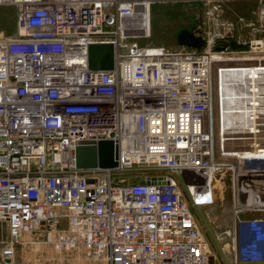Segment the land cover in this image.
Returning a JSON list of instances; mask_svg holds the SVG:
<instances>
[{
	"label": "built area",
	"instance_id": "built-area-1",
	"mask_svg": "<svg viewBox=\"0 0 264 264\" xmlns=\"http://www.w3.org/2000/svg\"><path fill=\"white\" fill-rule=\"evenodd\" d=\"M149 1L18 3L15 34L0 35V264H16L22 242L52 245L65 264H207L194 206L214 201L226 171L236 258L264 261V219L238 215L264 210L248 202L249 184L264 191V155L216 159L212 64L223 34L202 31L199 48L141 43ZM258 23L243 42L264 58ZM91 43L113 45L112 68L89 66ZM99 139L115 141L116 165L77 167L76 145ZM130 169L144 176L125 180Z\"/></svg>",
	"mask_w": 264,
	"mask_h": 264
},
{
	"label": "rangeland",
	"instance_id": "rangeland-1",
	"mask_svg": "<svg viewBox=\"0 0 264 264\" xmlns=\"http://www.w3.org/2000/svg\"><path fill=\"white\" fill-rule=\"evenodd\" d=\"M149 33L141 38V43L164 44L172 49L181 45L176 33L182 28H200L203 32H221L223 36L217 45L227 46L222 58H216L212 64L213 100L212 115L215 126V152L217 160H234L223 155L218 146V93L216 87L217 71L222 66L264 64V58H248L253 55L243 41L259 36V18L264 16V0H150ZM18 3L0 1V35L12 36L16 32ZM241 140H237L238 142ZM245 141V140H244ZM242 142V141H241ZM253 146L252 142H250ZM253 160V159H246ZM219 173V172H218ZM218 173L216 174L218 176ZM144 176L143 170L130 169L123 174L125 180H137ZM232 171H226L222 179L215 181V199L210 204L194 206L200 227L207 237L209 249L213 253L209 239L216 240L214 233L223 231L232 225L233 186ZM249 200V199H248ZM258 200V199H257ZM249 202L259 203V200ZM215 233V235H216ZM6 234V221L0 219V237ZM37 232L25 233L24 238H36ZM217 238V236H216ZM15 251L16 264H65L61 255L56 254L50 244L22 242Z\"/></svg>",
	"mask_w": 264,
	"mask_h": 264
},
{
	"label": "bare ground",
	"instance_id": "bare-ground-1",
	"mask_svg": "<svg viewBox=\"0 0 264 264\" xmlns=\"http://www.w3.org/2000/svg\"><path fill=\"white\" fill-rule=\"evenodd\" d=\"M254 55L259 54L244 57H257ZM216 87L220 150L246 156L264 155V64L222 66L217 71ZM248 188L252 191L250 201H264L252 190L254 185L249 184Z\"/></svg>",
	"mask_w": 264,
	"mask_h": 264
},
{
	"label": "water",
	"instance_id": "water-1",
	"mask_svg": "<svg viewBox=\"0 0 264 264\" xmlns=\"http://www.w3.org/2000/svg\"><path fill=\"white\" fill-rule=\"evenodd\" d=\"M0 1H44V0H0ZM176 40L180 45L201 47L204 44L202 30L200 28H182L176 33ZM88 62L91 68L109 69L113 66V45L111 43H91L88 46ZM117 145L112 139L84 140L75 147V161L77 167H112L116 165ZM154 176H148L141 182H149ZM257 178L264 179V173L257 175ZM264 199V191L261 193ZM242 202L246 200V194L239 192ZM207 264H224L217 252L208 254Z\"/></svg>",
	"mask_w": 264,
	"mask_h": 264
},
{
	"label": "crops",
	"instance_id": "crops-1",
	"mask_svg": "<svg viewBox=\"0 0 264 264\" xmlns=\"http://www.w3.org/2000/svg\"><path fill=\"white\" fill-rule=\"evenodd\" d=\"M238 215L243 218L262 217L264 219V210L248 209L240 212ZM232 220H233L232 225L229 226L230 232L228 234H225L223 231L217 233L215 232L216 233V235L214 233L216 239L215 241L208 237L209 242L213 249V253L217 252L218 256L222 259L224 264H264V261H240L236 258V250L240 237H239V229L235 222L234 213H232ZM6 236H7V229H6V234L3 237H0V239H4L6 238ZM17 249L19 248L16 246L15 250Z\"/></svg>",
	"mask_w": 264,
	"mask_h": 264
}]
</instances>
